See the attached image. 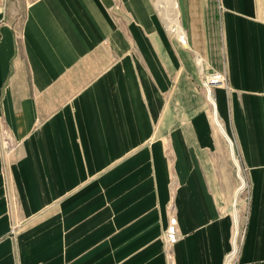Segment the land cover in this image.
I'll use <instances>...</instances> for the list:
<instances>
[{
	"label": "crops",
	"instance_id": "crops-1",
	"mask_svg": "<svg viewBox=\"0 0 264 264\" xmlns=\"http://www.w3.org/2000/svg\"><path fill=\"white\" fill-rule=\"evenodd\" d=\"M181 1L0 0V264H264V0Z\"/></svg>",
	"mask_w": 264,
	"mask_h": 264
},
{
	"label": "rangeland",
	"instance_id": "rangeland-1",
	"mask_svg": "<svg viewBox=\"0 0 264 264\" xmlns=\"http://www.w3.org/2000/svg\"><path fill=\"white\" fill-rule=\"evenodd\" d=\"M177 1H178V5H179V10H180L181 23H182L183 27L185 28V30L187 32V41H189L188 40V38H189L188 37V28L185 25V16H186L185 8L183 7V4H182L181 0H177ZM151 3H152V6L155 8V11L159 13L163 23L166 25V22H165V19H164V15L160 11L159 7L157 6V0H151ZM204 9H205L204 12H206V14L208 13L210 27H211V30H213V33H211L213 36H210V38H209V43H210L209 44V48H208V52H210L209 56H211L212 58H215V57L220 58L221 57V51H220L221 50V42H220L221 38H220V35H219V32H218L219 31L218 5L215 3L214 0H209L208 4H205ZM201 11H202V8H201ZM212 27H213V29H212ZM166 28L168 29L167 25H166ZM169 34H170L171 39L174 41V43H178L179 39L176 37V35H173L172 33H170V30H169ZM213 41H214V45H213ZM179 42H181V41L179 40ZM216 70H218V69H215L213 71H216ZM218 71L225 72L224 70H218ZM209 73H211V72H209ZM209 73H205V72L201 71V76H202L201 89L203 90L206 99L211 103L212 110L214 111L213 104H212L211 100L209 99V97L207 96V93L204 90L205 88L203 87V80L206 77V75H208ZM226 75H227V73H226ZM216 117H215V119H213L214 120L213 121L214 129L216 131H219V133L220 132L223 133V135L227 138L229 144L231 145V143H230L228 137L226 136V134L221 131V129L224 128V125H223L222 121L220 120L219 117H217V118ZM215 124L217 125L218 129L216 128ZM231 139H232V137H231ZM234 147H235V145L233 146V148H232V145H231V151H232V155H233V158H234L233 161L235 163L234 164L235 170H236V172L239 173L238 176H240V177H238V184H237L238 187L241 184L242 177L245 180V184H244L243 188H240L239 192L236 194L237 195V210H238V213H239V210L241 212V216H240V213H239V222L242 223L244 218H245V212H246L247 203H248V181H247V178H246L247 177L246 176V170L247 169H246L245 165L242 164V159H238L239 156L235 154V148ZM239 170H240V172H239ZM232 212H233V216H234V210ZM240 234H238V247H239L240 236L243 235V231H242V234L241 235ZM233 236H234V233H233ZM232 249H233V237H232L231 251H232ZM237 251H238L237 248L233 250V252L235 254H237ZM235 260L236 259H234L233 263L235 262ZM231 264H232V262H231Z\"/></svg>",
	"mask_w": 264,
	"mask_h": 264
},
{
	"label": "bare ground",
	"instance_id": "bare-ground-1",
	"mask_svg": "<svg viewBox=\"0 0 264 264\" xmlns=\"http://www.w3.org/2000/svg\"><path fill=\"white\" fill-rule=\"evenodd\" d=\"M157 6L159 7L160 11L164 15V19H165L168 29L171 32L177 33V38L182 43L187 44V41L184 40L186 38L185 30L183 29L180 23V11H179L178 1L177 0H157ZM244 184H245V180L242 177L241 188H243ZM238 234H240L239 224H238ZM236 255L237 254L232 252L228 256L226 264H230L231 262H233Z\"/></svg>",
	"mask_w": 264,
	"mask_h": 264
},
{
	"label": "built area",
	"instance_id": "built-area-1",
	"mask_svg": "<svg viewBox=\"0 0 264 264\" xmlns=\"http://www.w3.org/2000/svg\"><path fill=\"white\" fill-rule=\"evenodd\" d=\"M3 22H4V7L3 5H0V28ZM225 85H227V75L225 72L218 70L209 73L208 75H206V77L203 80V87L205 88L204 90L206 91L207 96L209 97L210 100H211L210 98L211 92H212V97H214L215 87L225 86ZM176 225H177V218L176 216L171 215L166 230V238L171 242H174L177 239ZM232 264L234 263L232 262Z\"/></svg>",
	"mask_w": 264,
	"mask_h": 264
}]
</instances>
